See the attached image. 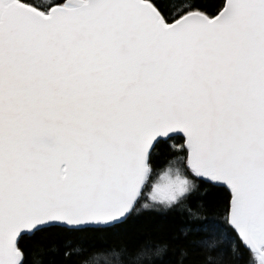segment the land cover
<instances>
[{
    "label": "snow or ice",
    "instance_id": "obj_1",
    "mask_svg": "<svg viewBox=\"0 0 264 264\" xmlns=\"http://www.w3.org/2000/svg\"><path fill=\"white\" fill-rule=\"evenodd\" d=\"M178 135L191 173L230 193L212 234L264 264V0L179 18L161 0H0V264L49 228L126 222ZM193 188L170 169L150 200Z\"/></svg>",
    "mask_w": 264,
    "mask_h": 264
},
{
    "label": "trees",
    "instance_id": "obj_2",
    "mask_svg": "<svg viewBox=\"0 0 264 264\" xmlns=\"http://www.w3.org/2000/svg\"><path fill=\"white\" fill-rule=\"evenodd\" d=\"M224 0H161L168 14L178 18L183 7L195 3L200 11L215 15ZM171 22V21H170ZM182 135L161 141L150 156L151 174L144 198L128 220L114 227L73 229L56 226L32 237H24L21 247L26 264H249L250 254L237 256L212 234L224 222L230 193L223 185L208 182L187 168V153ZM179 168L194 188L182 203L173 208L150 200L152 186L166 169ZM150 204L151 207H143ZM197 213L192 215L189 212ZM216 242L215 248L202 245ZM81 249L80 254L65 256L66 251ZM158 250H162L157 254ZM223 252V255L221 253ZM143 253L141 259L136 257ZM186 253L187 255H184ZM212 260L209 261L208 257Z\"/></svg>",
    "mask_w": 264,
    "mask_h": 264
},
{
    "label": "rangeland",
    "instance_id": "obj_3",
    "mask_svg": "<svg viewBox=\"0 0 264 264\" xmlns=\"http://www.w3.org/2000/svg\"><path fill=\"white\" fill-rule=\"evenodd\" d=\"M169 170H170V169H166V170L162 171V172L160 173L159 178H158V180H157V182H156L155 184H157V183H161V184L164 183V175H165V173H168ZM155 184H154V185H155Z\"/></svg>",
    "mask_w": 264,
    "mask_h": 264
},
{
    "label": "water",
    "instance_id": "obj_4",
    "mask_svg": "<svg viewBox=\"0 0 264 264\" xmlns=\"http://www.w3.org/2000/svg\"><path fill=\"white\" fill-rule=\"evenodd\" d=\"M217 13H218V12H217ZM217 13H216V14H217ZM216 14H215V15H216ZM213 16H214V15H213ZM178 18H179V17H178ZM182 137H183V136H182ZM183 143H185V140H184V138H183Z\"/></svg>",
    "mask_w": 264,
    "mask_h": 264
}]
</instances>
